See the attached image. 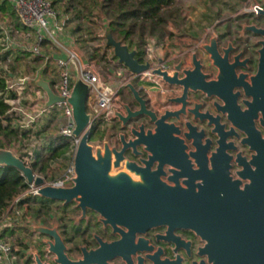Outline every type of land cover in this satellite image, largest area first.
<instances>
[{"label":"water","instance_id":"obj_1","mask_svg":"<svg viewBox=\"0 0 264 264\" xmlns=\"http://www.w3.org/2000/svg\"><path fill=\"white\" fill-rule=\"evenodd\" d=\"M256 17L264 19V7H257ZM245 31L263 37L257 42L261 48L256 74L249 77L245 72L251 58L244 57V51L231 57L237 48L232 42L221 46L226 35L218 34L202 44L211 65L218 69L216 79L208 80L209 74L204 73L197 53L193 54L192 69H183V62L172 71L161 66L153 68L150 61L140 62L137 50L116 40L107 28V46L113 48L119 63L137 76V82L151 70L170 87L183 89L180 96L169 98V103L180 105L179 109L158 113L149 107L148 99L136 83L126 84L139 107L133 109L123 102V109L113 110L112 120L121 122L122 129L130 128V138L124 132L119 135L121 149L111 144L110 134L105 136L102 145L91 144L100 124L88 110L90 86L81 78L78 62L66 53L74 76L69 103L76 124L74 135L79 138L73 185H46L45 179L36 175L33 167L14 149L0 148V165L18 169L27 184L38 188L37 194L42 198L64 204L75 202L82 211L81 218L87 217L88 210L94 211L99 221L111 227L119 238L109 242L95 235L98 247L83 246L82 256L72 260L66 254L67 246L57 224L54 228L39 223L26 225L28 230L51 238L47 240L46 252L55 256V264H145V260L151 264H179L161 260L160 251L157 255L149 254L154 246L144 236L138 237L160 226H168L166 235L162 236L167 240L174 236L176 229H191L206 241L199 255L208 257V261L202 259L193 264H247L243 246L249 242L257 255L255 258L253 254L251 263L264 264V135L257 125L258 122L264 128V27L244 24ZM72 49L83 66L91 64L80 46ZM30 83L45 92L46 108L63 100L54 91L53 83L45 78L39 77ZM191 92L217 97L218 114L213 115L209 110L201 112L203 104L190 107ZM191 115L195 120H208V126L213 127L211 132L218 146L211 154L214 140L206 137L204 129L198 130L191 121L182 129L183 118ZM223 117L227 122H222ZM141 119H148L154 128H147L144 121L133 125ZM187 141L194 150L188 151ZM239 145L253 152L250 159L239 150ZM128 150L141 157L140 163L126 156ZM234 164L239 168L236 179L231 174ZM246 180L249 182L241 188ZM243 228L250 232L249 241L234 234ZM139 253L147 254L143 257ZM30 254L35 256L36 264H49L43 262L37 249L32 248Z\"/></svg>","mask_w":264,"mask_h":264},{"label":"trees","instance_id":"obj_2","mask_svg":"<svg viewBox=\"0 0 264 264\" xmlns=\"http://www.w3.org/2000/svg\"><path fill=\"white\" fill-rule=\"evenodd\" d=\"M187 1L189 0H69L73 9L68 10L69 8H66L65 11L68 14L72 13L71 18L67 21L71 24L75 23L72 34L76 36L77 43L81 44L80 47L88 55L90 61L98 59L107 68L114 61L108 60L107 54H101L96 46L89 44L95 40L94 37L90 36L91 33L88 32V40H82L86 37V34L80 35L84 30L82 23H84L88 13L93 14L94 8L97 9V14L102 18L105 28H110L116 40H121L131 50L136 49L137 58L144 63L149 61L147 54L148 39L153 38L157 41H163L165 38L173 36L171 27L180 28L182 26L184 5ZM53 3L52 1V5ZM0 13L8 19L7 26L9 29L22 32L30 30L21 21L9 0H0ZM4 36L5 31L0 28V38ZM31 53V51L21 48L6 50L0 43V148L21 151L23 141H26L32 133V128H22L20 126L19 122L22 117L10 113L11 105L8 102V99L15 97V94L8 89L10 75L11 73L16 74L14 70L16 65L21 64L23 59L31 57ZM37 57H34L33 60ZM113 60H117V57L113 56ZM8 62H11V64L5 70ZM115 63L117 68L124 66L117 61ZM46 127L44 125L42 130L36 132V135L39 137L40 132H43ZM98 130L92 136L91 141L104 136L103 132L98 133ZM70 144V140L62 135L49 136L43 139L40 146L33 149L30 154L32 157L31 166L34 171L39 174H46L53 161L66 158L65 155L70 149ZM27 153L29 152L21 153L22 157ZM27 188L28 184L25 177L18 169L0 165V220L15 198ZM25 203L30 205L36 217H41L45 222L48 220L52 211V200L31 196L21 200L18 206L23 207ZM17 230H23V228L7 227L2 231V236H13ZM17 241L22 248L18 251L14 249L13 253L14 255L23 256V241L19 239Z\"/></svg>","mask_w":264,"mask_h":264},{"label":"flooded vegetation","instance_id":"obj_3","mask_svg":"<svg viewBox=\"0 0 264 264\" xmlns=\"http://www.w3.org/2000/svg\"><path fill=\"white\" fill-rule=\"evenodd\" d=\"M260 5L264 7V4L262 2H254L250 4V7L245 10L242 16L243 19H237L226 22L223 32H219L218 34H225L226 37H224L221 41V46H227L229 42H232L233 46L237 48V51L233 52L231 54V57L234 56L236 53L240 51H244V57H250L251 62H249V68L245 70L250 76H253L256 74L258 70V59H259V53L258 50L261 48V45H257V42L261 40L262 36H254V34L251 31H245L243 32V24L242 22H246L247 25L255 23L259 27H264V19H258L256 17L257 12L254 10V6ZM236 27H238L236 29ZM255 39V40H253ZM203 49V48H202ZM187 52H183L180 58L176 62H171L170 58L167 59H160L158 66L164 65L166 70L172 71L176 65H178L180 62H183V69H192L194 68L193 65V54L197 53L199 58L202 60V63L204 65L203 71L206 74H209L208 80L216 79L218 74V69L215 66L211 65V61L209 59V55L205 52L203 49V55L199 54V51L196 46H189L186 50ZM166 60V61H165ZM152 64V62H151ZM156 66V64H152L153 68ZM157 66V67H158ZM124 71L126 70V73H130L128 68L126 66H123ZM240 71V70H239ZM131 76V73H130ZM137 87L141 90L142 95L148 99L149 101V107L153 109L154 111L158 113H164L165 110H177L180 108V105H175L169 103V98L180 96L183 92V89L175 86L170 87L168 85L169 91H171V95L168 96L166 99H164L161 102H158L154 104L152 100L148 97V95L144 92L142 88L139 87L137 82V77L134 78ZM139 80H141L139 78ZM153 81L154 85H160L162 82L156 81L154 79H150ZM127 88V87H126ZM127 91L129 95L132 97V102L130 103L131 107L133 109H137L139 106L137 102L134 99L133 94L127 88ZM191 101L190 107H194V104H203L201 112L210 111L213 115H217V107L215 105L216 102H219V99L217 97L208 98L204 93L202 92H191L190 97ZM101 126L103 125L104 120H97ZM114 121V127H116L119 131V135L124 132L126 134L127 138L131 137L130 134V128L127 127L126 129L121 128V122L118 120H112ZM142 121L146 122L147 128H154V125L149 122L148 119H141L137 123H134L133 125H137L141 123ZM173 121V120H172ZM191 121L195 126L198 127V130H205L206 131V137L213 138V144L210 151V154L212 151H215L218 144L216 143V137L212 134L211 130L213 127L208 126V120L202 122L199 119L195 120L194 116L191 115L189 118H183V122L181 124V127L183 130H185V123ZM222 122H227L225 117H223ZM179 124V123H178ZM229 124V123H228ZM258 127L261 129L264 135V128L259 125L257 122ZM229 126V125H228ZM102 127V126H101ZM100 127V129H101ZM99 129V128H98ZM99 129V130H100ZM244 135L241 134V138ZM114 141H111L112 145H117L118 149L122 148V143L120 141V138H115V136L111 137ZM237 144H240V141H236ZM187 145L189 146L188 151L194 150V147L191 145V142L187 141ZM239 150L243 151V154L247 156L248 159L251 158L253 152L249 150V148L246 146L239 145ZM139 150H142V147H139ZM234 153V152H231ZM209 154V155H210ZM126 156L134 161H137L140 163V156H135L132 154L131 150H128L126 152ZM143 157H147V153L144 154ZM155 168V167H154ZM168 167H166V170ZM239 169L236 164H234V167L231 170V174L234 179L238 178L236 175V170ZM163 180L167 181L165 177H163ZM249 181H243V184L241 185V188H244V185L248 183ZM171 184V183H170ZM82 211L80 208L76 206V203L73 202L71 204H64L61 201H53L52 211L50 212V215L48 217V220L45 222L41 217H36V219H39V224L45 225L49 228H54L57 224V230L61 237L63 238V241L65 245L67 246L66 254L68 257L72 260H76L79 257L82 256L81 247L87 246L88 249L91 248H97L98 242L96 240L95 235H99L103 238L105 241H114L119 238L118 235H114L111 227H105L102 222L99 221V215L95 213L94 211L88 210L87 211V217L81 218ZM168 230V226H160L157 228H153L147 231L146 234L141 235L139 234L138 237L144 236L147 240H149L150 244L154 246V250L149 252V254H156L162 253L160 255L161 260H171V261H177L179 264H193V262H199L202 259H204L206 262L208 261V257H202L199 255L200 248L204 247L206 244V241L202 239L200 235H198L195 231L191 229H176L174 231V236L170 239H164L162 236L166 235V232ZM23 231H28V236L30 238H24L23 244V256L19 257L16 255V260L14 261V264H36L35 256L33 254H30V251L32 248L37 249L40 252L41 259L43 262H48L49 264H55L54 258L55 256L53 254H50L46 252V249L48 248L47 240L51 239L50 237L46 235H41L38 233H34L27 228L23 229ZM237 237H244L245 240L249 241L250 238V232L243 228L239 231H235L234 233ZM27 236V234L25 235ZM235 237V238H237ZM244 252H245V258H247V264H253L251 263V259L253 256V249L250 247V242L243 246ZM160 251V252H159ZM147 253H139L138 255H141L145 257ZM157 255V254H156ZM260 255H262L260 253ZM254 257L256 258V253L254 254ZM264 258V255H263ZM262 258V259H263ZM136 260V257H134ZM117 264H120L117 262ZM145 264H151L149 260H145ZM210 264V263H207ZM255 264V263H254Z\"/></svg>","mask_w":264,"mask_h":264},{"label":"rangeland","instance_id":"obj_4","mask_svg":"<svg viewBox=\"0 0 264 264\" xmlns=\"http://www.w3.org/2000/svg\"><path fill=\"white\" fill-rule=\"evenodd\" d=\"M53 1V10L55 12V16L57 17V20L65 25L67 27V31L70 34H72V29L75 26V23L71 24L67 20L71 18V14L66 13V8L68 10H72L73 7L70 6L69 0H51ZM254 2H262V0H189L184 5V20L182 23L183 28H187L186 26L189 25H199L201 28H205L208 30H203V32L200 34V36H182L181 33L183 31H180L178 34H175L171 37L165 38L163 41H157L156 39L149 38L148 39V46H147V54L152 55L155 64H159L160 60L158 59V56L164 59L170 58L171 62H176L178 58L181 57L183 52H187V48L189 46H196L199 54L203 55V49L202 44L209 42L211 37L219 33V29L223 30V23H228L232 20L237 19H243L242 16L243 13L247 8L250 7V4ZM263 3V2H262ZM69 6V7H68ZM97 9L94 8L93 14L88 13L86 15V18L84 20V23H82L84 30L80 33L86 34V37H84L82 40H88L89 39V33H91V37H94L95 40L92 41V43H89L92 46H96V48L99 49L100 53L107 54L108 60L114 61L110 65H108V69L105 67V64L102 62H99V60L92 61L91 65H93L94 71L96 74L101 78V80L107 82L110 84L115 90L117 91V95L114 100V108H120L123 109L122 103H131L132 97L129 95L126 84L129 82H134V77L130 76V73H126V70L124 69L118 73L117 66H115V62H119L117 60H113L114 51L112 47L107 46L106 44V38L105 33L106 29L104 22L102 18L97 14ZM210 12V13H206ZM59 14V17H58ZM190 16V18H189ZM8 19L4 17L0 13V28H2L4 31L9 34L10 40L7 43H4L3 40L0 38V43L7 49H15V48H21L25 50H29L32 53V56L29 58L23 59L22 63L19 65H16L15 67V73L17 77L21 76H31L36 77V75H40L43 70L48 72H54L55 68V62L53 59V55L57 53V48L53 46L49 41H42L39 44V50L45 56L37 55L32 50L33 48L39 43L38 37L35 33L32 31L22 32L17 31L15 29H9L7 26ZM242 24H246V22H242ZM181 26V27H182ZM238 27H236L237 29ZM86 29V30H85ZM89 32V33H88ZM173 39V41H171ZM30 40V41H29ZM255 40V39H253ZM86 42V41H85ZM82 43H84L82 41ZM77 46H81V44H77ZM85 52V51H84ZM37 57V59L33 60V58ZM155 56V57H154ZM157 56V57H156ZM158 59V60H157ZM166 61V60H165ZM8 68L11 62H8ZM107 66V65H106ZM57 70V69H56ZM55 76V77H54ZM54 79L56 80L57 76L54 75ZM52 77V76H51ZM10 82V79H9ZM28 92L30 95V99L26 101V99L23 101L25 102V106L28 105V107L37 99V95L34 92V90L27 89L25 91ZM24 92V93H25ZM121 92V93H120ZM123 92V94H122ZM25 93V94H26ZM33 100V101H31ZM30 101V102H29ZM30 108V107H29ZM29 108L27 112L29 113ZM49 113L53 114L50 123V133H56L61 129V127L65 123V119L60 115L57 114V111L55 110H49ZM56 113V114H55ZM21 121V120H20ZM114 121H112V118L104 120V124L99 126L98 133L103 132L104 136L102 138L98 137L96 140L91 141V144L94 146L102 145L104 138L107 134H110V141H114L111 137L115 136V138L119 137V130L114 127ZM38 123V124H37ZM37 127L35 129H32L31 136L28 137L26 141H23V147H21V151L16 150L19 154L26 153L29 151H32L38 144L36 141L39 137L36 135V132L38 130H42L43 126L46 124L45 122H37ZM20 124V122H19ZM34 124V125H36ZM39 140V139H38ZM66 158L62 160H56L52 162V166L50 167L48 173H50L53 176L60 175L65 169H66ZM39 198H42L39 196ZM45 199V198H42ZM23 210V218H22V224L23 226H16L15 228H26V225H33L35 223H39V219H36V216L34 215V211L31 209L29 204H26L22 207ZM28 219H31L29 222ZM43 217H45L43 215ZM27 234V236H25ZM28 231H17L16 234L13 236L7 235L6 237L9 238L12 242V244L15 247V250L18 251L22 246L17 241L22 240L24 238H30L28 236ZM21 241V242H22ZM23 246H25L23 244ZM18 256V255H17ZM22 257V256H18Z\"/></svg>","mask_w":264,"mask_h":264},{"label":"built area","instance_id":"obj_5","mask_svg":"<svg viewBox=\"0 0 264 264\" xmlns=\"http://www.w3.org/2000/svg\"><path fill=\"white\" fill-rule=\"evenodd\" d=\"M17 14L19 15L21 21L34 32L38 37L39 43L33 48V52L37 55H44L39 50V44L48 40L52 45L57 46L65 53H68L70 59H75L79 64L80 76L84 82L90 86V95L88 98V110L93 112L95 120H107L112 117L114 110V100L117 95V91L107 82L101 80V78L94 71L93 65L83 66L82 61L78 54L70 47L65 46L60 40L59 35L63 32L64 26L59 23L55 12L53 10V5L51 0H9ZM257 7H262L260 5L254 6V10L257 12ZM3 45L8 43L10 40L9 34L5 31V36L2 38ZM77 42V41H76ZM77 44V43H76ZM70 59L57 57L55 58V63L58 68V74L52 87L56 94L63 98L50 108L45 107V102L47 96L44 92L42 96V102L39 110V114H30L27 112L24 106L23 95L28 88L31 80H36L38 77L31 76H21L17 83H9L8 89L15 94V97L8 99L11 105L10 113H15L21 116L20 126L22 128H30L31 125L37 120V118L49 110L57 111L64 119L65 123L59 130V135H62L70 140V149L66 153V169L58 176H53L50 173L39 174L45 179L46 185H51L55 187H66L73 185V178L75 177V153L77 146L79 144V138L75 137V121L73 119L72 108L69 103V98L71 96V90L73 87L74 76L71 73ZM92 63V62H91ZM158 65L154 66L157 67ZM159 67V66H158ZM163 69L164 65L161 66ZM8 66H5V70ZM136 78V75H132ZM159 78L154 75L151 70L140 76V79H155ZM56 114V113H55ZM31 152L27 153L23 158L28 165L32 163ZM38 188L33 184H28V188L25 189L15 200L11 203L6 213L0 220V264H14L16 260V255H14V245L11 240L6 236H2V231L7 227H16L22 225L23 210L22 207L18 206L21 200H25L31 196H38ZM26 205L23 204V206ZM27 217V216H26ZM31 219H28L29 222ZM22 222V223H21Z\"/></svg>","mask_w":264,"mask_h":264},{"label":"crops","instance_id":"obj_6","mask_svg":"<svg viewBox=\"0 0 264 264\" xmlns=\"http://www.w3.org/2000/svg\"><path fill=\"white\" fill-rule=\"evenodd\" d=\"M206 13H210V12H206ZM189 18H190V16H189ZM225 25H226L225 23L222 24L223 29H224ZM63 26H64V29H63V32H61V34L59 35V40L65 46L73 48L74 46L79 44V43L76 42L77 38L73 34L69 35V33L67 31V27H65V25H63ZM186 27L187 28H183V26L180 27V28L171 27V31L173 32L174 35L178 34L180 31H183L181 33L182 36H187V37H192L193 36L194 37V36H200V34L203 32V30H205V31L208 30V29H205V28H201V27H199V25H196V24H193L191 26L187 25ZM219 32H223L222 29H219ZM171 38H173V37L171 36ZM46 41H48V40H46ZM171 41H173V39H171ZM55 47L57 48L56 49L57 53L55 55H53L54 62H55V58H57V57L65 58V55H66V53L64 51H62L60 48H58L57 46H55ZM41 56H45V54L41 55ZM148 58H149V61L152 62V64H155V60H154L152 55H148ZM158 59L160 60V59H163V58L158 56ZM55 68L57 70L55 69L54 72H52V73L51 72L47 73L45 70H43L40 75H36V76L38 78L39 77H43L46 80H48L49 82H51V83L53 82L54 83L55 82V79H54L55 76L54 75L57 76V74H58V68H57L56 63H55ZM122 68L123 67H118L117 68L118 73H120L124 69V68L123 69ZM18 79H19V77H17L16 74H12L11 73L10 82L9 83L10 84L11 83H17ZM154 80L160 81L162 83L159 86L158 85L156 86V85H154L153 81H151L150 79H141V80L138 81V85H139L140 88H142L144 90V92L148 95V97L152 100V102L154 104H156V103L161 102L164 99H166L172 93H171V91H169L168 85L165 82H163L160 78H155ZM27 89H30V90L33 89L34 92L37 95V99L34 102H32V104L29 106L30 108L28 107V105L25 106V102H24V106L27 109L29 108V110H30L29 113L30 114H34V115L37 114L38 115L39 114V110H40V106H41L42 102L44 101V99L42 101V96H44V91L42 89H40L39 87L33 86L31 83L29 84ZM25 93L23 95V99L24 100L26 99V101H27V100L30 99V97H29L30 94L28 92L26 94ZM31 101H33V100H31ZM52 116H53V114H51L49 112L45 113L44 115L39 116L37 118V120L31 125L30 128L35 129L37 127V124H38L37 122H39V121H41V122L44 121L45 122V120H46V124L45 125L47 127H46V129L43 132H40L39 138H38L39 140L38 139L36 140L38 142L37 143L38 145L35 148H38V146H40V143H42L43 139H45V138H47L49 136H57V135H59V131H57L56 133H50L49 134L50 126H51L49 122L51 121ZM34 124H36V125H34ZM20 226L22 227L23 224L20 225ZM17 231H20V230H17Z\"/></svg>","mask_w":264,"mask_h":264}]
</instances>
